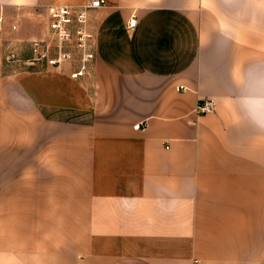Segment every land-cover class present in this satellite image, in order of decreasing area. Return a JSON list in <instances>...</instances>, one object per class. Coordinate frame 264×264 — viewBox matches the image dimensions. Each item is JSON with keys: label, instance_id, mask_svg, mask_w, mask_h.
Segmentation results:
<instances>
[{"label": "crops", "instance_id": "1", "mask_svg": "<svg viewBox=\"0 0 264 264\" xmlns=\"http://www.w3.org/2000/svg\"><path fill=\"white\" fill-rule=\"evenodd\" d=\"M83 1L0 0V264H264V0H106L88 75L4 71Z\"/></svg>", "mask_w": 264, "mask_h": 264}, {"label": "built area", "instance_id": "2", "mask_svg": "<svg viewBox=\"0 0 264 264\" xmlns=\"http://www.w3.org/2000/svg\"><path fill=\"white\" fill-rule=\"evenodd\" d=\"M106 0H86L78 4L55 3L47 7V33L32 39L33 59H42L48 65L60 66L74 63L73 77L88 75L96 55V35L90 26V10L99 7ZM0 17V22H1ZM136 18H131L133 27ZM15 27V25H12ZM214 107L212 98H205L198 105L199 111H210ZM137 122L134 128L139 127Z\"/></svg>", "mask_w": 264, "mask_h": 264}, {"label": "rangeland", "instance_id": "3", "mask_svg": "<svg viewBox=\"0 0 264 264\" xmlns=\"http://www.w3.org/2000/svg\"><path fill=\"white\" fill-rule=\"evenodd\" d=\"M10 25V30H16V26ZM16 25V24H15ZM2 42V60L4 71L7 70H38L45 69L48 65L42 59H33V53L30 49L32 40L15 39L13 37H6L1 39ZM64 64V63H63ZM71 64V63H70ZM68 63V65L70 66ZM67 69L66 65L59 67L60 69ZM84 82L86 78L84 77Z\"/></svg>", "mask_w": 264, "mask_h": 264}]
</instances>
